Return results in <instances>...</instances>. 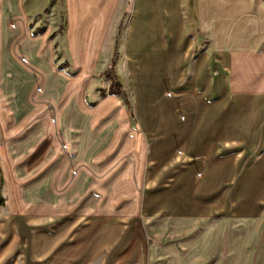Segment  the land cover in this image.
Segmentation results:
<instances>
[{"label": "crops", "instance_id": "crops-1", "mask_svg": "<svg viewBox=\"0 0 264 264\" xmlns=\"http://www.w3.org/2000/svg\"><path fill=\"white\" fill-rule=\"evenodd\" d=\"M77 1L61 0L67 18L63 40L73 65L80 68L71 77L53 63L51 40H57L52 37L56 25L45 23L42 28L38 26L41 31L32 30L35 23L40 25L31 20L32 15L44 6L33 9L26 0H0V139L5 142L0 145V187L4 182L7 195L6 207L0 206V264H73L81 243L90 245L96 224L116 231L136 215L137 207L132 204L137 203L131 198L115 213L106 211L130 191V173H141L145 155L133 154L140 134L126 121L122 114L125 108L116 96H106L95 106H88L83 96L84 79L95 65L102 40L113 39L111 30L118 27L127 12L124 53L134 87L135 125L139 124L149 137L154 131L166 137L158 145L152 143L148 162L153 172L149 179L153 177L154 181L166 162L179 158L172 155V159L154 164L163 157L164 146L183 136V152L202 153L206 169L196 172L186 189L190 179L187 173L196 171L200 164L194 155L187 154L191 160L182 163L185 169L179 177L185 183L177 193L179 198L175 201L170 193H148L143 204L157 205L155 214L164 209L184 213L148 216L142 209L145 221L152 217L155 221L146 222V230L160 238L158 244L147 249L143 263L137 255L141 244L131 240L105 264H257L258 257L252 261L245 252L259 236L261 242L255 252H264V223L256 226L252 216L256 200L264 197L260 165L244 173L240 193L228 201L229 208L219 204L201 206L194 194L197 188L210 190L221 178L219 162L214 159L218 139L209 143V135H218L237 120L250 140L253 127L249 126L258 123V110L250 106L256 103L264 107V0H131L129 5L123 0L121 6L120 0H114L111 9L106 0L99 11L93 9L91 0H79L80 8L74 4ZM81 40L88 41L84 68L76 45ZM183 43L186 48L180 53ZM198 43H203L205 49L185 81L187 60ZM172 92L171 99H160ZM156 93L161 96L155 102ZM230 105L247 106L241 119L221 109ZM220 110L225 112L217 119ZM203 130L206 132L199 140ZM76 135V151L70 157L60 144L69 149ZM251 145L248 143L249 149ZM127 154L130 157L120 161ZM114 164L117 170L113 175L115 168L107 178L94 180V172H107ZM72 169V181L65 187ZM235 170L231 166L228 174L233 176ZM89 183L98 192L78 197ZM94 196L103 199L100 204L106 209L96 210ZM1 209L7 214H1ZM221 209L249 218L253 230L244 237L229 233L224 239L225 218L207 217ZM29 217L54 221L53 237L49 238L46 230L39 236L33 233L35 221ZM142 236L134 230L132 238Z\"/></svg>", "mask_w": 264, "mask_h": 264}, {"label": "rangeland", "instance_id": "rangeland-1", "mask_svg": "<svg viewBox=\"0 0 264 264\" xmlns=\"http://www.w3.org/2000/svg\"><path fill=\"white\" fill-rule=\"evenodd\" d=\"M94 3V10L99 11V9L103 8V4H106V0H91ZM110 1V9L112 8L114 0H107ZM123 0H120V6L122 4ZM28 5H32L33 9H37L40 7H43L42 11H39L37 14H33L31 20L33 22H39L40 25L33 26V32H39L41 29H38V26H41V28L45 25V23L55 24L56 27L54 28L53 38L57 40H51L53 45V63L55 68L58 70L63 71L68 76H75L79 73L80 68L75 67L73 65L71 56L69 54V49L67 50L66 46V40L64 39V33H65V27L67 24V18H66V11L64 6L62 5L61 0H26ZM59 3V4H56ZM131 3V0H128V5ZM49 4V5H48ZM75 6L78 8L82 7L80 5V1L78 0ZM79 4V5H78ZM58 5L57 8L54 6ZM45 6H48L47 9H45ZM56 10V11H55ZM128 16L125 14L122 19L119 22L118 27H116L114 30H111V37L113 36L112 40H102L101 45L99 46V54L96 58L95 65L92 68L91 71L88 72L84 83V100L88 106H95L98 101L106 96L114 95L119 99V102L123 105L125 108V114L122 112L123 116L126 115V121H129L130 127L132 129H135L140 136L138 137V144L137 149H133V154L137 155L140 152L144 153V159L142 161L141 166V173L139 176L133 172L130 173L129 177L130 181L128 182V191L125 193L120 199L121 200H115L113 205H110L108 211L106 213H115L116 210L124 208L126 205V199L131 198L130 201L135 200L137 203L132 204L133 208L137 207L136 215L131 216L130 221H124L121 226L115 231V230H107L110 229L108 226L106 228H102V224H96V230H94V236L92 235L90 240V245L87 246V243L83 244L81 243L80 252L77 255L75 262L73 264H105V260L114 254V252H117L121 247L126 244H131V240H134L133 242H137L138 245H140V253L137 254L140 256V261L143 263L147 257V249L152 247L155 244H158L160 242V238L155 237L146 230L147 224L155 223V221L150 218L149 221H145L146 217L142 216V209L143 214H146L148 216H164V215H171V216H178L183 214L184 212L179 209L175 210H161L159 214H155V210H158L157 205L151 204V206H147L143 204L145 202V198L150 193L151 195H164L166 193H170V196L172 195V200H177L179 198L178 191L181 187L184 186V181H182V178L179 177L181 173H183V170L185 169V165L182 163L187 162L189 159V156L187 154L194 155V159L199 161V165L196 167V171H191V173H187V175H190V179L187 183V188H189L190 183L193 181V177L195 173H203L206 169V165L204 164L203 160V154L200 152H195L192 150L188 152H183L184 149V142H185V136L178 139L176 142L164 146L163 147V157L161 160H154V164L161 163L165 158L172 159V155L176 156L179 155L178 159H174L171 163L166 162V166L162 169L161 174L158 175V177L153 181V177L149 179V174H151L153 171L151 168V163L148 162V157L151 152L152 143L155 145H158L161 138H166L165 136L158 135L156 131H154L153 136L149 137V135L139 126L136 127L135 120H137L136 112H135V94H134V87L132 84V81L129 77L128 70H127V64H126V58L124 53V36H125V22ZM114 25V24H113ZM37 27V28H36ZM87 40H81L76 45H78L81 56L79 63L83 64V68L86 67V63L83 59H85L87 53ZM186 46L183 43L179 47V52L182 53L185 50ZM95 49H97V45H95ZM205 46L203 43H198L193 50L190 53L189 60H187V73L184 78L185 81L189 80L190 73L192 68L195 66L197 62V58L200 55L202 51H204ZM177 52V53H179ZM179 53V54H180ZM76 62V60H74ZM181 89H178V93H180ZM114 92V93H112ZM171 94H165L163 96L156 93L154 95V101L156 102L159 99V96H161L160 99L168 100L171 99ZM247 107V106H246ZM246 107H237L230 105L229 107H222L224 110H228L233 114L235 119H241V116L243 114V111ZM252 108H255L254 111H257L256 118L258 120L257 125H252L249 127H253L251 130L252 136H249L251 138L250 140L247 139L246 136V128L241 123H238L236 121H233L226 127H224L220 132L217 134H213V132L209 135V143H212L214 141H218L219 148L216 152V155L214 156L215 161L219 162V168H220V181L216 182V185L212 187L208 191L199 190L196 189V192L194 194L195 201L199 203L201 206H215L216 204L224 205L225 208H229L227 206L228 201L235 197L237 194L240 193L239 186L241 181L243 180L244 173L252 169L254 167H257L260 165L262 175H264V163H262V158L264 157V107L260 104L252 103ZM49 108V113L51 115V118L54 119V113ZM97 115H98V109H96ZM225 111L220 110V114L217 116V119L221 117V115ZM112 115H115V109L112 108ZM138 121H136L137 123ZM179 122L183 124V121L181 119V113H179ZM236 123V124H235ZM181 124V126H182ZM251 129V128H250ZM249 129V131H250ZM206 130H203L201 134L199 135V140L202 138ZM21 134V133H20ZM206 137V136H205ZM78 135L75 136L73 139V145L69 149L64 147L63 143L61 142L60 148L61 150H64L68 156L72 157L75 154L76 151V143H77ZM208 139V138H207ZM5 142H3L0 139V145H3ZM248 143H251V148H248ZM177 151H179L177 153ZM131 154H127L125 157H123L120 161H126L125 159L129 158ZM99 162V161H98ZM100 163H104V160ZM119 163V162H118ZM117 163V164H118ZM114 164L113 167H109L107 169V172H94V177L96 179H103L107 178L109 176V172L111 170H114L111 175L115 173L117 170L116 165ZM236 164L238 166H236ZM154 165V167H155ZM231 166L233 168H236V170L233 172V176L229 175L228 172L230 171ZM76 169V168H74ZM71 170V175L69 177L68 182L64 185L65 187L69 186L72 181V176L75 173V170ZM182 170V171H181ZM151 172V173H150ZM225 173V174H224ZM231 174V173H230ZM110 175V176H111ZM232 176V177H231ZM93 178V177H92ZM88 188L78 197H88L89 195L94 194L93 191H97V188L93 186L92 183L87 184ZM256 186V185H255ZM54 189V187H53ZM65 189V188H64ZM254 190V189H253ZM252 190V191H253ZM242 193L246 192V190H241ZM240 195H243V194ZM225 194V196H224ZM0 196L2 197L3 203L0 205L1 207H6V189H5V183H2V186L0 187ZM224 196V197H223ZM95 197V196H94ZM95 208L96 210H99L100 212L104 208L103 204H100L103 202V199L101 197H95ZM249 201V199H248ZM121 202V203H119ZM153 205V206H152ZM151 207V210H150ZM144 208L147 209L144 210ZM157 208V209H156ZM1 214L5 215L7 214L6 211L1 209ZM133 213V212H132ZM209 218H225L223 223V233L225 238L229 235V233H237L239 237H244L246 233L251 232L253 230L254 223L252 224L248 219H243L239 216L236 212L233 210H230L228 213L224 212L222 209L219 212H212L210 214H207ZM231 215V216H230ZM254 216L253 221L255 222L256 226H261L264 223V197L259 198L256 200V213L253 214ZM30 218V221H35L32 224V232L37 234V236L40 235V233L44 234L45 230L47 231V234L49 235V238L53 237V234L55 233L56 225L51 221H45V220H37L39 218ZM148 220V219H147ZM47 222V223H46ZM149 222V223H148ZM99 223V222H97ZM2 224H0L1 226ZM154 225V224H153ZM87 228V225L84 226ZM84 229V228H82ZM134 230L136 234L143 236L140 238H132ZM257 237V235H256ZM141 240V241H140ZM261 242V237L255 239V243H252L248 248V250L245 252L249 255V257H258L257 264H264V252H260L256 254V250ZM33 246H35V241L33 242ZM246 246V247H248ZM247 249V248H246ZM251 261V262H252ZM136 264H140L139 262ZM253 264V262H252Z\"/></svg>", "mask_w": 264, "mask_h": 264}, {"label": "trees", "instance_id": "trees-1", "mask_svg": "<svg viewBox=\"0 0 264 264\" xmlns=\"http://www.w3.org/2000/svg\"><path fill=\"white\" fill-rule=\"evenodd\" d=\"M114 93V92H112ZM3 203L2 197L0 196V205Z\"/></svg>", "mask_w": 264, "mask_h": 264}]
</instances>
